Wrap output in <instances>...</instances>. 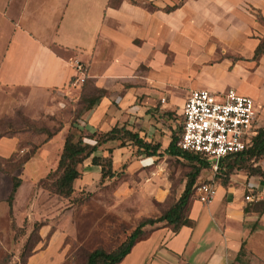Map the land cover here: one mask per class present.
<instances>
[{
  "label": "crops",
  "instance_id": "obj_1",
  "mask_svg": "<svg viewBox=\"0 0 264 264\" xmlns=\"http://www.w3.org/2000/svg\"><path fill=\"white\" fill-rule=\"evenodd\" d=\"M177 2L0 0V87L21 89L24 94L18 104L27 113L37 103L53 114L61 99L73 98L70 80L74 64L81 62L87 68L88 84L104 89L105 96L75 125L86 134L125 126L145 140L159 142L160 156H146L128 144L149 163L164 155L170 157L164 150L175 126L171 99L172 88H176L161 71L166 65L172 69L174 60H188L190 88L183 94L208 89L222 95L234 88L254 99L257 128L262 127L264 54L252 58L264 38L257 29L264 18V0H183L174 10L164 9ZM167 97H171L169 101L157 104ZM157 110L161 112L156 114ZM52 142L43 144L20 171L36 158H50ZM63 142L56 153V165ZM17 144L13 136L0 138V159L10 157ZM126 146L110 140L92 156H107V149L112 148L115 171L114 157ZM88 167L100 172L90 158L82 165ZM255 167L264 170V155ZM50 171L46 168L42 174ZM256 173L232 178L226 186L215 183L210 202L188 204L192 226L184 225L176 232L172 226L153 229L119 264H264V211L252 207L264 200V180ZM42 174L39 179L46 175ZM4 176L11 182V175L0 170V202L4 199ZM9 186L7 197L11 183ZM247 194L252 201L244 199Z\"/></svg>",
  "mask_w": 264,
  "mask_h": 264
},
{
  "label": "rangeland",
  "instance_id": "obj_2",
  "mask_svg": "<svg viewBox=\"0 0 264 264\" xmlns=\"http://www.w3.org/2000/svg\"><path fill=\"white\" fill-rule=\"evenodd\" d=\"M260 25L257 29L264 34V20H260ZM189 63L188 60H174L172 69H167L166 65L161 71L169 75L170 81H173L169 83L176 88H172L171 99L175 126L182 121L178 112L187 98L183 93L190 88L188 79L191 76H186ZM71 81L72 78L70 87L76 95L72 94L71 100L61 99L57 104L58 111L53 114L46 113L37 103L33 105L34 110L30 109L27 113L21 103L18 104L21 100L19 96L24 94L21 89L0 87V135L13 136L18 141L16 151L10 157L0 159V170L21 178L11 207L6 201L11 183L8 176H4L2 183L0 264H86L89 252L96 248L109 251L143 218H155L168 209L184 189L191 163L165 155L147 163L128 145L114 157L116 175L112 178L101 180L97 169H83L81 166V176L74 182L75 190L67 198L58 197L49 186L44 185L41 181L48 172H45L46 175L42 173L46 168L51 171L55 168L57 150L82 107L80 100L95 93L88 81L81 86H71ZM170 98H161L157 104L162 105L164 99L169 101ZM159 112L157 110L156 114ZM78 121L75 124H79ZM41 129L49 132L59 130L52 137L50 158L45 161L36 158L20 171L19 163L45 137L46 134L39 131ZM158 134L163 135L162 132ZM256 172L252 168L249 171L235 170L232 178L243 179L245 174ZM213 173L212 166L202 169L197 182L212 180ZM41 174L45 176L39 179ZM45 183L48 184V181ZM194 200H197L195 194L190 197L189 203ZM35 223H40L41 227L32 234ZM161 224L157 223L154 227L158 228ZM21 252L25 254V260L20 259ZM7 255L10 258L4 263Z\"/></svg>",
  "mask_w": 264,
  "mask_h": 264
},
{
  "label": "trees",
  "instance_id": "obj_3",
  "mask_svg": "<svg viewBox=\"0 0 264 264\" xmlns=\"http://www.w3.org/2000/svg\"><path fill=\"white\" fill-rule=\"evenodd\" d=\"M182 2L183 0H180L174 5L169 6L166 8V11L174 10L180 6ZM261 19L264 20V18ZM262 54H264V38H262L256 46L252 59L256 60ZM85 82H83L82 85ZM94 91L95 93H93L92 96L84 97L80 100L82 102V107L77 112L76 120L74 119L72 121V125L64 137L63 147L59 155L56 168L50 171L41 181L44 185L49 186L60 198H67L74 192V182L81 176L80 167L88 158H90L92 164L100 167L101 180L105 178H112L116 175L112 166V148L107 149V156H92V154L107 141H117L119 142V146H126L128 144L134 145L137 148V152H142L146 156L161 155L159 152L161 144L159 142L154 143L152 141L145 140L141 138L137 132L126 129L125 126L115 125L108 132L102 134H98L96 132L86 134L83 130L79 129L75 125L77 120L81 118L85 111L91 109L102 97L105 96V90L102 88H95ZM71 127L74 130H72ZM181 130V123L174 127L169 145L164 150V153L170 155V157L187 161L192 165L191 170H189L186 174L184 189L180 193L179 197L159 216L155 218L146 217L139 221L122 239V241L109 251L102 248H96L89 252L86 257V264H119L125 255L130 252L132 246L138 240L146 236L150 231L155 229L156 227H154V225L157 223H162L161 225L163 226H172V230L174 232L178 231V229L184 225H193V221L187 214L190 197L195 194L197 185L201 183L197 182V180L202 169L211 167L212 164L205 156L192 151L183 150L178 147L177 142L179 140ZM39 131L45 133V137L38 145L32 147L26 159L19 163L20 167L36 153V150L41 145L51 140L59 130L49 132L41 129ZM2 137H4V135H0V138ZM263 155L264 125L257 129L256 135L251 139L250 146L240 152L226 155L219 160L217 168L213 173L214 181L219 185L226 186L230 183L232 174L235 170L246 169L249 171L251 168L252 170H257L260 177L264 180V170L257 169L253 166L263 157ZM47 181L48 184L45 183ZM20 183L21 178L11 175V190L6 200L10 207ZM252 207L256 208L260 212L264 211V200L256 202ZM148 226L150 228H147ZM40 227V223H35L32 234L37 232ZM24 255L25 254H23V252L20 253L21 260H25ZM9 258L10 256L7 255L4 258V263L5 261H8Z\"/></svg>",
  "mask_w": 264,
  "mask_h": 264
},
{
  "label": "built area",
  "instance_id": "obj_4",
  "mask_svg": "<svg viewBox=\"0 0 264 264\" xmlns=\"http://www.w3.org/2000/svg\"><path fill=\"white\" fill-rule=\"evenodd\" d=\"M72 85H82L87 79V68L74 64ZM258 110L254 99L229 88L222 95L208 89H193L184 101L179 116L182 130L177 142L183 150L205 156L215 170L221 158L240 152L251 145L257 133ZM215 193L214 180L197 185L195 195L207 204ZM246 201H252L250 194Z\"/></svg>",
  "mask_w": 264,
  "mask_h": 264
}]
</instances>
